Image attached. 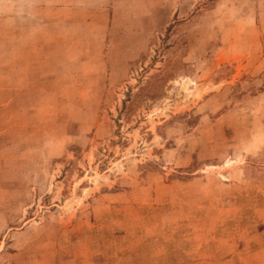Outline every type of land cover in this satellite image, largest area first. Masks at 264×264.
I'll use <instances>...</instances> for the list:
<instances>
[{"label": "rangeland", "instance_id": "rangeland-1", "mask_svg": "<svg viewBox=\"0 0 264 264\" xmlns=\"http://www.w3.org/2000/svg\"><path fill=\"white\" fill-rule=\"evenodd\" d=\"M53 1L0 0V264H264V0Z\"/></svg>", "mask_w": 264, "mask_h": 264}, {"label": "crops", "instance_id": "crops-1", "mask_svg": "<svg viewBox=\"0 0 264 264\" xmlns=\"http://www.w3.org/2000/svg\"><path fill=\"white\" fill-rule=\"evenodd\" d=\"M107 1V2H106ZM101 1H90V0H64L63 2H50L54 6L48 7V17L47 21L48 24H55L56 22L60 21H84L86 18L91 19V13H93V10L95 12L94 7L92 8V5H96L97 3H100ZM109 4L108 0H102V4ZM55 4H62L63 6H56ZM102 8L101 12L106 14L103 17V20H106L107 22L110 19V8ZM81 14L80 16H75V14ZM112 13V12H111ZM86 19V20H87ZM52 36H56L55 34H52Z\"/></svg>", "mask_w": 264, "mask_h": 264}]
</instances>
